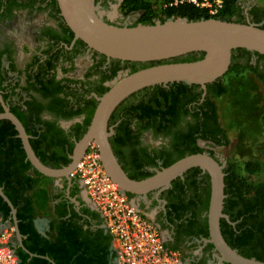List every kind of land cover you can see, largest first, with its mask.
<instances>
[{
	"label": "flooded vegetation",
	"instance_id": "1",
	"mask_svg": "<svg viewBox=\"0 0 264 264\" xmlns=\"http://www.w3.org/2000/svg\"><path fill=\"white\" fill-rule=\"evenodd\" d=\"M126 1L96 0L103 21L116 27L140 25L138 13L117 19L114 12ZM240 8L241 14L233 18L234 22L239 20L264 30V7L258 0H248ZM237 67L250 70L264 90V59L243 49L233 52L227 73L213 84L225 87V78ZM143 69L140 64L108 60L76 40L61 15L57 0H0V115L8 110L21 122L26 133L27 130L31 132L28 136L34 148L54 163L47 166L50 169L61 171L70 166L77 143L91 125L99 105L98 98L119 79ZM173 85L156 86L164 92H156V87H151L130 96L109 119L113 151L130 178L146 180L194 155L210 156L223 167L225 178L229 163L245 161L264 166V136L253 160L251 154L239 155L231 149L230 131L222 119L218 102L224 95L217 97L209 93L210 85L206 93L200 87L179 92ZM10 126L16 131L11 121L0 120V128ZM16 139L21 141L18 132ZM21 144L23 148L22 141ZM228 151L230 154H225ZM11 159L9 169L19 182L10 189L14 199L29 198L36 211V191L46 183L44 210L49 209L47 218L40 219L36 214L33 222L42 238L59 237L61 222L71 223L70 229L77 242L89 239L98 222L107 234L103 219L86 198L81 183L72 175L70 181L65 177L44 176L34 169L27 155L24 159L16 151ZM28 163L32 169L23 172ZM36 172L40 175L39 184L29 190L33 184L28 178L38 179ZM208 189L210 206L211 177L200 168H192L167 188L152 191L145 198L131 197L140 210L152 214L168 246H180L185 250L187 264H222L209 243V206L204 210ZM228 199L226 195L223 213ZM232 200V212L239 218L231 222L226 215L228 220L220 222L221 233L231 241L244 237L246 243L242 251L247 250V254L256 239L257 229L253 226L256 222H251V213L245 214L246 203L238 198ZM9 220L13 221L12 215ZM236 251L241 254V250ZM32 255L31 258H37ZM40 258L54 264L48 257Z\"/></svg>",
	"mask_w": 264,
	"mask_h": 264
},
{
	"label": "water",
	"instance_id": "2",
	"mask_svg": "<svg viewBox=\"0 0 264 264\" xmlns=\"http://www.w3.org/2000/svg\"><path fill=\"white\" fill-rule=\"evenodd\" d=\"M61 15L74 33L75 39L82 41L91 50L108 60L122 64L158 65L140 70L116 81L110 89L98 98L99 105L91 125L77 143L72 163L64 170H53L45 166L34 153L30 137L21 122L8 110L1 119L13 123L23 143L27 158L40 174L50 178L65 177L71 180L84 154L91 145L100 153L101 162L112 181L118 185L123 195L141 196L160 188H167L177 177L187 170L200 168L211 177L212 192L208 212L210 240L222 264H264L248 259L232 249L225 241L220 222L228 217L223 213L225 195V174L214 159L208 155L186 157L154 177L142 181L132 180L121 167L110 142L113 132L108 122L113 112L130 96L156 86L184 84L198 86L206 93L207 86L222 78L228 71L234 51L243 49L264 57V30L257 25L223 22L215 19L189 21L169 19L154 25L136 27H116L103 21L100 6L96 0H57ZM190 54H204V58L194 63H174L173 61ZM0 197L9 206L15 231V249H21L33 257L24 247L25 237L18 226L17 211L0 189ZM113 255L112 247L110 248Z\"/></svg>",
	"mask_w": 264,
	"mask_h": 264
},
{
	"label": "trees",
	"instance_id": "3",
	"mask_svg": "<svg viewBox=\"0 0 264 264\" xmlns=\"http://www.w3.org/2000/svg\"><path fill=\"white\" fill-rule=\"evenodd\" d=\"M173 1L174 0H171V2ZM171 2L167 3L161 17L154 14L152 6L145 0H127L122 8L127 9L129 14L132 12L140 14V23L145 26L154 25L156 21L164 23L169 19H188L189 21L215 19L223 22L242 24L239 20L236 22L233 21V18L238 17L241 14L239 0H225L224 8L215 17H211L207 10L193 4L184 3L182 5L170 7L169 4ZM258 2L264 7V0H258ZM260 57L264 59L263 56L260 55ZM203 58L204 54H190L188 56L178 58L173 62L194 63L202 60ZM156 65L158 64H144L143 68L146 69ZM173 88H177L179 92L187 91L189 89H199L198 86L189 87L184 84H174ZM107 91L108 90H106L103 95ZM155 91L164 92L160 87H156ZM208 92L219 97L225 95L227 90L225 87H222V84H213L208 86ZM90 118L87 121V125L90 124ZM262 124L264 125V120L262 121ZM30 133L31 132L27 130V134L30 135ZM16 136L17 132L14 130L13 126H10L8 129L5 127L0 128V189H2L3 193L17 210L19 230L25 237V240L23 241L24 247L30 254L37 256V258H31L29 254L25 253L23 250L16 249V254L19 258L20 264H52L40 257H48L50 261L54 262V264H113L114 256L110 251L112 239L103 229H100L101 223L99 222L95 232L91 233V237L84 240V243L74 241L76 236L70 229V222H61L59 224V237L57 238L50 236V239L47 240L42 238L35 231L33 222L37 213L33 206V202L29 198L18 201V199H14L10 194V189L19 184V182L15 181L14 174L9 169L11 162H13L10 158L13 157V153H15V151L22 154L24 159L26 157L21 141L16 139ZM110 142L112 145L111 140ZM30 143L35 154L43 164L46 166L54 164L43 158L38 153V151L34 148L32 141ZM262 168L263 167L260 163L248 162L244 165L243 171L250 176H254L261 173ZM31 169L32 166L28 163L25 165L23 172H27ZM227 174L228 175L225 178V194L229 196V199L225 203L224 214L230 216L231 222H237L239 215L235 216V213L232 212L234 208V201L232 199H240L243 203H246L245 214L251 213V222H256L253 226H255L257 232L255 234V242L251 245V251L247 252V254V250H244L245 252L242 251V248L246 243L244 237H240L235 241H231L224 233L223 237L232 249L241 250V254H239L243 257L252 259L255 256L257 261L264 262V183H258L255 185L248 184L247 179L241 175V168L236 166L234 162L229 163V170L227 171ZM36 175L38 176V179L28 178L33 184L32 187H29V190L35 189L39 184L40 175L37 172ZM131 179L136 181L140 180L134 177H131ZM207 194V199L204 202L205 211L208 210L209 206V189ZM128 196L129 198L132 197V195ZM10 211L9 206L0 197V217L3 219L4 223L13 225V221L9 220L11 218ZM181 248L182 247L178 246L172 249ZM82 249L84 250L78 253ZM242 252L245 253V255H243ZM259 255L260 257L263 255V257L259 258Z\"/></svg>",
	"mask_w": 264,
	"mask_h": 264
},
{
	"label": "built area",
	"instance_id": "4",
	"mask_svg": "<svg viewBox=\"0 0 264 264\" xmlns=\"http://www.w3.org/2000/svg\"><path fill=\"white\" fill-rule=\"evenodd\" d=\"M193 4L211 17L224 8L225 0H174L170 7ZM72 177L104 221L112 239L113 264H187L184 249L167 246L162 229L152 214L140 210L108 176L98 148L91 145ZM0 264H20L15 249V231L0 217Z\"/></svg>",
	"mask_w": 264,
	"mask_h": 264
},
{
	"label": "rangeland",
	"instance_id": "5",
	"mask_svg": "<svg viewBox=\"0 0 264 264\" xmlns=\"http://www.w3.org/2000/svg\"><path fill=\"white\" fill-rule=\"evenodd\" d=\"M149 3L155 15L162 16V12L171 0H145ZM248 0H239V5H246ZM117 19L119 16H127L128 10L122 7L114 12ZM116 19V20H117ZM246 68H236L227 75L224 81L227 92L218 100L221 107L222 119L230 131L228 139L231 149L239 155L251 154V160L257 156L258 148L262 145L264 136V90ZM231 151L224 152L230 154ZM247 162H236V166L241 168V175L247 179L248 184L264 183V166L258 175L250 176L243 169ZM46 183L37 189L38 196L35 199L36 213L43 217L48 210L45 191ZM43 207V208H42ZM44 213V215H43Z\"/></svg>",
	"mask_w": 264,
	"mask_h": 264
},
{
	"label": "crops",
	"instance_id": "6",
	"mask_svg": "<svg viewBox=\"0 0 264 264\" xmlns=\"http://www.w3.org/2000/svg\"><path fill=\"white\" fill-rule=\"evenodd\" d=\"M86 196V195H85ZM87 198V197H86ZM43 215H44V213H43ZM38 217L41 219V218H47V215H46V213H45V216H43V217H41V216H39L38 215Z\"/></svg>",
	"mask_w": 264,
	"mask_h": 264
},
{
	"label": "bare ground",
	"instance_id": "7",
	"mask_svg": "<svg viewBox=\"0 0 264 264\" xmlns=\"http://www.w3.org/2000/svg\"><path fill=\"white\" fill-rule=\"evenodd\" d=\"M74 172H75V171H74ZM74 172H73V173H74ZM73 173H72V174H73Z\"/></svg>",
	"mask_w": 264,
	"mask_h": 264
}]
</instances>
